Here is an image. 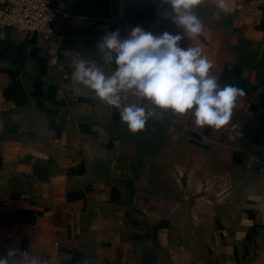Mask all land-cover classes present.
<instances>
[{"label":"crops","instance_id":"0c3cea01","mask_svg":"<svg viewBox=\"0 0 264 264\" xmlns=\"http://www.w3.org/2000/svg\"><path fill=\"white\" fill-rule=\"evenodd\" d=\"M53 35L0 27V258L10 264H264V0H201L199 47L244 90L229 123L157 109L130 133L71 79L119 31L181 29L152 0H49ZM90 7L99 16L78 15ZM121 107L152 106L130 91ZM126 96V99L123 98Z\"/></svg>","mask_w":264,"mask_h":264},{"label":"clouds","instance_id":"9594fccd","mask_svg":"<svg viewBox=\"0 0 264 264\" xmlns=\"http://www.w3.org/2000/svg\"><path fill=\"white\" fill-rule=\"evenodd\" d=\"M152 2L163 9L161 18L181 29V34L165 31L154 35L140 26L132 28L127 38H121L118 30L107 33L97 50L107 58L106 63L114 64L112 74L106 76L100 67L86 66L77 56L72 61L71 79L87 86L102 103L119 110L120 121L133 134L144 130L157 109L177 117L190 112L195 126L222 128L229 123L237 98L245 92L235 86H221L199 47L180 46L182 39L197 37L203 30L196 7L201 0ZM220 6H224L223 0ZM130 91L152 109L136 104L122 108L121 93ZM16 254L15 249L9 250L6 257L0 258V264H10Z\"/></svg>","mask_w":264,"mask_h":264},{"label":"built area","instance_id":"2783aa9c","mask_svg":"<svg viewBox=\"0 0 264 264\" xmlns=\"http://www.w3.org/2000/svg\"><path fill=\"white\" fill-rule=\"evenodd\" d=\"M56 16L49 0H0V27L14 32L50 37ZM260 195L264 200V190Z\"/></svg>","mask_w":264,"mask_h":264},{"label":"water","instance_id":"95a60500","mask_svg":"<svg viewBox=\"0 0 264 264\" xmlns=\"http://www.w3.org/2000/svg\"><path fill=\"white\" fill-rule=\"evenodd\" d=\"M78 15H86V16H99L95 11L91 10L90 7L85 8L83 11L76 12Z\"/></svg>","mask_w":264,"mask_h":264}]
</instances>
